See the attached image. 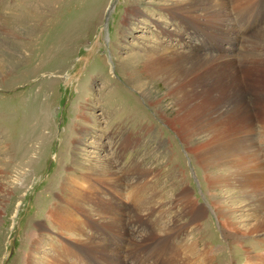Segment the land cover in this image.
Here are the masks:
<instances>
[{
	"label": "rangeland",
	"instance_id": "374dc122",
	"mask_svg": "<svg viewBox=\"0 0 264 264\" xmlns=\"http://www.w3.org/2000/svg\"><path fill=\"white\" fill-rule=\"evenodd\" d=\"M225 1L228 7L226 12L221 10L223 18L210 23L200 16L199 21L183 16L174 20L168 8L182 0H0V264H47L55 259V251L88 232L91 224L76 228L81 218L74 222L69 218L74 230L68 229L67 220L49 219L55 207L68 208L66 186L72 179L78 182L87 170L106 177L97 188L121 214L117 216L121 229L110 232L122 238L108 235L102 240L115 251L122 254L127 241L124 231L133 230L137 237L148 230L142 222H131L127 192L134 176L149 171L148 183L165 204L164 218L190 222L188 216H176L182 210L178 193L187 187L197 205L205 208L199 224L205 237L199 245L212 252L213 264L244 263L238 257L243 249L222 235V221L210 205L204 165L182 141L184 133H189L191 147L202 150L207 133L196 132L205 121H176V96L165 94L162 83L143 70L146 54L173 46L178 52H191L194 60L203 52L217 56L210 70L215 73L221 68L231 79L229 87L236 85L231 83L235 75L244 72L248 82L253 81L256 67L264 64L260 63L264 58V0H236V13L242 19L235 21L229 17L235 11L229 6L233 1ZM208 24L219 25L214 30L217 34L209 33ZM209 76L210 81L212 72ZM199 88L197 97L188 99L181 109L187 117L197 107L203 110L197 109L192 116L200 111L214 114L209 109L225 100L219 98L215 85L209 90L213 97ZM252 93L243 94L251 112ZM256 125L258 130L260 124ZM227 128L235 129L234 125ZM257 144L262 154L263 144ZM211 170L221 173L217 164ZM222 188L216 196L234 207V220L240 225L251 223L242 212L245 207H238L242 196L232 188ZM113 190L120 199L109 196ZM155 226L156 221L150 225ZM37 233L44 237L40 244L32 243ZM191 233L186 239L192 238ZM251 236L244 239L245 246L252 245ZM54 247L58 248L54 251ZM73 253V260L66 257V261L80 264L78 253ZM144 262L148 261H139Z\"/></svg>",
	"mask_w": 264,
	"mask_h": 264
},
{
	"label": "bare ground",
	"instance_id": "6f19581e",
	"mask_svg": "<svg viewBox=\"0 0 264 264\" xmlns=\"http://www.w3.org/2000/svg\"><path fill=\"white\" fill-rule=\"evenodd\" d=\"M232 1L229 6L232 8L231 11H235L233 14H229V17H234L232 19L234 21L238 18L242 19V16H237L236 13V0ZM211 6H213V9H211ZM227 7L225 0H214L211 2L182 0L181 3L171 5L168 9L174 20H176L174 16H183L187 19L190 17L198 19L200 16L211 23L223 18L224 14L221 10L226 12ZM217 27H219L218 24L217 26L208 24L209 33L217 34L214 32ZM169 34L181 37L176 32ZM216 57L203 52L198 59L194 60L191 52H178L175 47L166 46L162 49H157L154 53L146 54L143 70L151 79L162 83L165 87V94L170 97L176 96L175 104L179 106L175 117L176 121H205L204 124L199 125V131L196 132L195 130L196 133H207V142L203 141L204 143H201V145L204 144L202 150H195V147H191L189 133H184L182 141L188 144L190 151H193L200 163L204 165L202 167L205 179L208 182V191L212 194L210 205L214 206L222 221V228H220L223 232V237L227 242L234 243L238 249L239 247L243 249L242 254L240 253L238 256L243 260V264H264V233H262L264 232V82H261L264 77V64L256 67L254 82H248L246 77L248 74L244 72L242 75H235L236 78L231 83L236 85L229 87L228 84L231 79L225 75L221 68H217L215 73L213 69L210 70L211 65L217 62L218 58ZM184 63L188 64L185 65ZM260 63H264V58ZM195 72L197 74L193 76ZM210 72H212L213 76L209 81ZM214 85L219 89V92L217 91L219 98L225 99L219 101L221 102L220 104H215L209 109L214 110V114L207 112V114H201L200 111L197 115L201 116H198V118L197 115L192 116L196 114L197 109H201L197 107L194 113L190 111V115L188 114V117L185 116L187 113H183L181 109L184 108L188 99H192L197 93L198 90L196 89L202 87L203 90H201L204 95L208 96L212 94L209 90ZM247 92H253L252 112L244 101L245 96L243 97V94ZM195 96L197 97V95ZM233 96L237 98V101L232 99ZM224 104H226V108L221 110V105ZM185 110L187 111V109ZM164 116L166 117L165 114ZM255 116L257 121L254 119ZM172 119L169 121L172 122ZM256 124H260L258 130L256 129ZM230 125H234L235 129L233 131L228 130L227 127ZM197 128L195 127V129ZM195 132L194 134H196ZM258 134H260V138H257L258 141H256V135ZM258 142L263 144L262 154L258 151L260 150L257 146ZM196 147L199 148L200 146L196 145ZM216 164L221 169L219 174H213L211 170V165ZM149 174V171H142L141 174L134 176L135 181L133 184L132 182L129 184L130 188L127 192V195L131 196V202L128 205L131 222L138 224L142 222L148 227V230L147 232L137 233V237L133 234V230L130 232L124 231L123 235L126 234L127 241L122 245V254L102 242L103 238L108 235H116L118 238H122V235L110 232L111 228H117V225L122 223V220L117 218L121 214L111 201L100 194V181H104L106 177L102 174L94 176V173L87 170L86 174L80 176L78 182L76 179H72L66 186L68 191H70L68 198L65 200L68 208L57 210V207H55L54 210L49 212V219L51 222L57 223H64L67 220L66 225L69 230L75 229V223L73 222L79 218L83 220L79 219L77 221L78 227L76 228L81 229L86 224L88 226L91 224V227L88 232L84 234L81 232V237H77L78 239L74 243L68 241L69 246L65 247L67 249L61 247L60 251L59 249L55 251L58 247H54L53 250L56 252V257L55 259L50 258L51 261L47 264H71L69 262L70 259L66 261V257H71L73 260V252L78 253L80 264H213L215 257L212 252L209 251L208 247L199 245L201 238L205 237L199 231L200 220L204 217V206L197 205L186 187L178 193L182 201V210L176 216H188L190 222L188 224L186 222L177 223V218H164L163 206L165 204L159 202L156 197L158 192L155 193L154 187L148 183ZM80 181L84 182L81 183ZM222 187L232 188L236 194L242 196V199L238 200V207H245L242 212L246 213L251 223L240 225L238 221L234 220V207L224 205L221 198L216 196L219 194L218 190H221ZM117 192V190H113L108 194L112 198L117 197L120 199ZM153 203H157L158 206ZM238 207L236 210L239 211L240 208ZM143 209L147 211H144L145 214L141 212ZM142 217L146 218L142 221ZM69 218L73 220L72 223H69ZM154 221H156L157 226L150 227ZM105 227L106 230H103ZM187 233H191L192 238L186 239L185 235ZM248 235H252V239L249 240L252 244L251 246H245L244 239ZM59 237L63 238L60 235ZM43 239L42 234L37 233L32 237V243L40 244ZM78 247H81L82 250L83 248L87 250L79 251ZM141 258L146 259L148 262L139 263ZM134 259L135 261L132 262L131 260ZM148 259H151V261ZM52 260L56 261L53 262Z\"/></svg>",
	"mask_w": 264,
	"mask_h": 264
}]
</instances>
